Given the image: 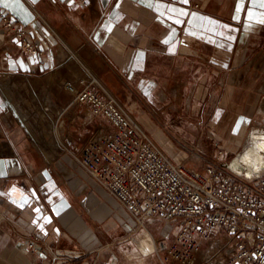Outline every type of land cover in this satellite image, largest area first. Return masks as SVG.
<instances>
[{
  "label": "crops",
  "instance_id": "obj_1",
  "mask_svg": "<svg viewBox=\"0 0 264 264\" xmlns=\"http://www.w3.org/2000/svg\"><path fill=\"white\" fill-rule=\"evenodd\" d=\"M0 7L45 51L35 56L21 40L11 42L0 18V78H9L25 105L66 106L57 50L71 48L173 161L188 162L161 138L157 119L165 105L194 97L214 104L207 118L217 120L213 132L237 119L230 134L243 138L264 103V0H0ZM8 98L0 90V264H176L158 241L171 243L177 222L146 216L140 224L70 154L58 153L53 139L31 130ZM100 123L112 128L84 104L67 131L79 146ZM201 124L202 135L212 132L211 123ZM37 135L44 146L34 142ZM34 233L46 240L40 251H26Z\"/></svg>",
  "mask_w": 264,
  "mask_h": 264
},
{
  "label": "built area",
  "instance_id": "obj_2",
  "mask_svg": "<svg viewBox=\"0 0 264 264\" xmlns=\"http://www.w3.org/2000/svg\"><path fill=\"white\" fill-rule=\"evenodd\" d=\"M0 18L12 32L11 42L19 39L28 53L45 55L41 43L2 7ZM57 56L58 80L70 100L66 106L38 101L32 107L35 131L50 136L58 153L70 154L140 224L146 216L179 221L171 243L158 241L167 257L180 264H264V175L249 179L215 159H208L204 169L173 161L73 49L58 48ZM84 104L112 128L100 123L78 146L67 122ZM222 154L220 148L217 155ZM45 240L31 234L26 251H40Z\"/></svg>",
  "mask_w": 264,
  "mask_h": 264
},
{
  "label": "rangeland",
  "instance_id": "obj_3",
  "mask_svg": "<svg viewBox=\"0 0 264 264\" xmlns=\"http://www.w3.org/2000/svg\"><path fill=\"white\" fill-rule=\"evenodd\" d=\"M164 106V105H163ZM166 109L160 110L158 112L159 119L157 122L162 126L164 131V136L161 138H165V141L169 144L173 145L172 147L178 149L185 159L187 165L191 167L204 169L208 159H213L217 154V150L221 147L228 149L227 153H224V159L229 161L240 149H242L243 145L247 143L246 136L249 130L253 127V125L257 124L258 122H264V114H257L252 121H248V128L242 129L244 134L243 138L230 133L235 131L237 126L241 123L237 119L231 120H223L225 122H229L230 126L223 131V133H219V131L213 132V125L217 123V120L213 119L211 121H207L208 117H214L213 109L214 104H203L200 103L197 98H193L190 102L184 101L183 103L177 104H169L165 105ZM143 109L146 111V116L148 119L149 111L145 107L142 106ZM209 122L211 126L202 135L203 132V125L202 122ZM221 121V123H223ZM257 121V123H256ZM155 122V123H157ZM238 123V124H237ZM212 127V128H211ZM239 130V129H238ZM238 139L241 142V145L236 144V140ZM186 144V146L184 145ZM221 147H219V145ZM225 152V151H224ZM179 222V221H175ZM172 225V221L168 222ZM209 248V247H208ZM175 263L178 264L177 260L175 259ZM201 264H211L208 262H202Z\"/></svg>",
  "mask_w": 264,
  "mask_h": 264
},
{
  "label": "bare ground",
  "instance_id": "obj_4",
  "mask_svg": "<svg viewBox=\"0 0 264 264\" xmlns=\"http://www.w3.org/2000/svg\"><path fill=\"white\" fill-rule=\"evenodd\" d=\"M8 80H9V78L8 79L7 78L6 79L0 78V90L5 95H7V97L11 98L14 101V103L17 104V106L19 107V109L18 108L17 109L19 110L18 112L20 114V117L22 119L25 117L27 118L29 126L32 127V130L38 129V122L35 123L36 117L34 115V111L30 108V106L28 107L27 105H25L26 103H23L22 100H20L19 97L16 96V93H15V91L12 90L13 88H11V85L9 84ZM56 84L57 83H55V85ZM57 87L59 88V86H57ZM259 107H260L259 108L260 114H264V103L262 105H260ZM24 123L26 124L25 121H24ZM256 123H257V121H256ZM256 132H258V133L264 132V122H258L257 124L253 125V127L249 130V132L246 136L247 143L245 145H243V148H242L240 154H241L242 159H244L248 165H251L254 168H260L261 165L264 164V137L261 135H258V133H256ZM32 136H33V134H32ZM37 136H38V138L35 137L36 141H34V142L40 146H44L45 145L44 142H41V140H43L41 138H44V137L39 136V135H37ZM244 172L249 174V175H252V171H250L248 169L244 170ZM241 175L245 176L244 174H241Z\"/></svg>",
  "mask_w": 264,
  "mask_h": 264
},
{
  "label": "water",
  "instance_id": "obj_5",
  "mask_svg": "<svg viewBox=\"0 0 264 264\" xmlns=\"http://www.w3.org/2000/svg\"><path fill=\"white\" fill-rule=\"evenodd\" d=\"M15 113L20 116L18 110L15 108ZM258 133V132H256ZM258 135H261L264 137V132L263 133H258ZM243 148V147H242ZM242 149H240V151H238L236 153V155H234L229 161L224 162V165L227 166L228 168H230L232 171L238 173V174H244L245 177L249 178V179H253L259 176H263L264 175V164L261 165L260 168H254L251 165H248L247 162H245L244 159H242L241 157V152ZM250 170L252 171V175H249L247 173L244 172V170ZM65 254L68 255H80V253H76V251L74 250H66L64 251Z\"/></svg>",
  "mask_w": 264,
  "mask_h": 264
},
{
  "label": "snow or ice",
  "instance_id": "obj_6",
  "mask_svg": "<svg viewBox=\"0 0 264 264\" xmlns=\"http://www.w3.org/2000/svg\"><path fill=\"white\" fill-rule=\"evenodd\" d=\"M33 2H35V0H33ZM182 2L183 3H188V0H182ZM181 15H188V13L187 12H181ZM260 22L261 23H264V20H261ZM175 23H178L179 24V23H182V21L179 20V19H177V20H175ZM225 27H227V26H225ZM109 31H111V28H109ZM228 39H232V37L229 36ZM165 43H167V41H165Z\"/></svg>",
  "mask_w": 264,
  "mask_h": 264
}]
</instances>
